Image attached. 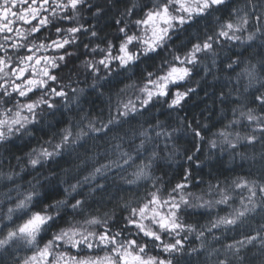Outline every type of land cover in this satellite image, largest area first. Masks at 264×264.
<instances>
[{
	"label": "clouds",
	"instance_id": "9594fccd",
	"mask_svg": "<svg viewBox=\"0 0 264 264\" xmlns=\"http://www.w3.org/2000/svg\"><path fill=\"white\" fill-rule=\"evenodd\" d=\"M0 264H264V0H0Z\"/></svg>",
	"mask_w": 264,
	"mask_h": 264
}]
</instances>
